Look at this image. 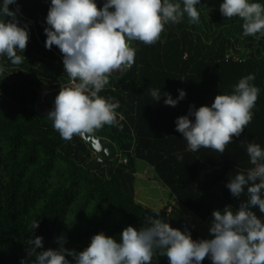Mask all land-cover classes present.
<instances>
[{
    "label": "trees",
    "instance_id": "1",
    "mask_svg": "<svg viewBox=\"0 0 264 264\" xmlns=\"http://www.w3.org/2000/svg\"><path fill=\"white\" fill-rule=\"evenodd\" d=\"M103 2L98 0V7ZM222 2L201 0L199 23L189 22L185 14L179 24L166 25L155 44L132 42L134 65L119 77L111 75L100 93L120 102L117 113L123 118L122 130L105 125L93 132L118 148L108 175L106 166L92 172L97 156L81 137L62 139L52 121L33 109L42 89H57L56 97L62 86H71V79L59 48L45 47L51 0H17L18 19L21 25L28 23L30 38L24 53H18L25 56L21 65L0 61L5 65L0 74V264H21L30 248L27 240L35 236L44 241L37 251L57 249L58 237L64 236L65 247L82 252L96 234L118 239L129 225L143 227L153 212L136 200L137 161L154 169L174 202L159 210L160 218L173 228L190 230L193 239L209 238L189 225L181 207L207 221L213 211L229 205L235 210L247 200L246 192L234 198L226 185L252 167L249 143L264 148V37H245L243 20L224 17ZM17 4L10 8L16 10ZM248 74H255L260 93L244 132L224 153L188 151L176 131L177 118L187 115L190 106L198 109L219 94H231ZM151 89L173 99L180 89L187 95L173 107L164 103L166 95L155 102ZM177 154L183 159L177 160ZM36 219L40 227L30 233ZM151 264H169V259L157 253ZM202 264L212 262L205 258Z\"/></svg>",
    "mask_w": 264,
    "mask_h": 264
},
{
    "label": "clouds",
    "instance_id": "2",
    "mask_svg": "<svg viewBox=\"0 0 264 264\" xmlns=\"http://www.w3.org/2000/svg\"><path fill=\"white\" fill-rule=\"evenodd\" d=\"M201 0H51L44 29L45 47L55 45L63 55L65 73L73 81L62 86L55 97L54 108L46 117L64 140L83 138L105 125H123L118 117L120 102L100 93L109 85V77L123 72L135 63L133 41L146 45L160 40L166 25L179 24L187 15L189 22L199 23L197 6ZM17 0H0V61L21 65L30 38L28 23L20 24ZM220 12L229 19L243 20L245 37H264V4L254 0H223ZM10 18V19H9ZM5 65L0 62V74ZM122 74V73H121ZM255 74H248L233 86L231 94H219L211 105L198 109L190 106L187 115L177 118L176 131L187 142V150L196 152L209 148L224 153L226 146L239 137L253 119V108L260 89L253 83ZM173 99L170 93L151 89L155 102L163 96L166 105L175 107L187 93L180 89ZM100 147L99 144L96 145ZM252 167L229 178L226 187L234 198L245 192L247 200L238 209L231 205L212 212L210 239H193L190 230L182 231L160 218H145L139 230L126 227L119 238L104 232L92 237L82 252L65 247L66 238L57 239L55 250L43 248V237L27 240L30 248L21 264H151L153 256H167L169 264H202L205 258L212 264H264V148L256 143L246 147ZM183 156L177 154V160ZM254 209H258V215ZM40 227L36 219L30 233ZM68 257H72L69 260Z\"/></svg>",
    "mask_w": 264,
    "mask_h": 264
},
{
    "label": "rangeland",
    "instance_id": "3",
    "mask_svg": "<svg viewBox=\"0 0 264 264\" xmlns=\"http://www.w3.org/2000/svg\"><path fill=\"white\" fill-rule=\"evenodd\" d=\"M110 78V77H109ZM137 181H136V200L145 208L148 209H162L167 204H174L170 199L169 190L157 178L154 169L144 161H137ZM141 190L138 191V190ZM182 214L189 222V225L198 229L199 226L207 228L203 220L197 218L193 213L181 207ZM208 221L207 223H209ZM213 238V237H211Z\"/></svg>",
    "mask_w": 264,
    "mask_h": 264
},
{
    "label": "water",
    "instance_id": "4",
    "mask_svg": "<svg viewBox=\"0 0 264 264\" xmlns=\"http://www.w3.org/2000/svg\"><path fill=\"white\" fill-rule=\"evenodd\" d=\"M121 73L122 72L117 74L115 73L114 75L119 77ZM82 139L97 156V160L91 167L92 172L100 166H106L109 175L113 165L112 162L118 155V148L116 144L107 138L96 136L93 133L86 134ZM97 144L100 145L99 148L96 147Z\"/></svg>",
    "mask_w": 264,
    "mask_h": 264
},
{
    "label": "built area",
    "instance_id": "5",
    "mask_svg": "<svg viewBox=\"0 0 264 264\" xmlns=\"http://www.w3.org/2000/svg\"><path fill=\"white\" fill-rule=\"evenodd\" d=\"M73 84V81H71L70 85ZM57 91V89L53 88H44L40 92V98L39 100L33 105V109L46 116L48 111L54 108V100L55 96L54 93ZM186 97L183 99L185 100Z\"/></svg>",
    "mask_w": 264,
    "mask_h": 264
},
{
    "label": "crops",
    "instance_id": "6",
    "mask_svg": "<svg viewBox=\"0 0 264 264\" xmlns=\"http://www.w3.org/2000/svg\"><path fill=\"white\" fill-rule=\"evenodd\" d=\"M95 156H96V154H95ZM184 215H185V214H184ZM184 215H183V216H184ZM211 220H212V216H211L207 221H204V222H205V225L208 226L207 228L202 227V226H204V225L201 224V226H199V228L196 229L197 231L203 233V234H204L206 237H208L209 239L212 237V236H210V234H209V227H210ZM208 221H210V222L207 223ZM187 222H188V221H187ZM188 223H189V222H188Z\"/></svg>",
    "mask_w": 264,
    "mask_h": 264
}]
</instances>
